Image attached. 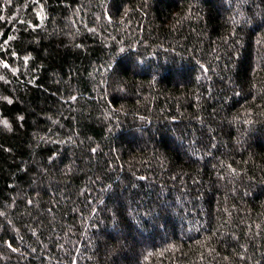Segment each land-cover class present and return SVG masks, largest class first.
I'll return each mask as SVG.
<instances>
[{
	"label": "trees",
	"instance_id": "16d2710c",
	"mask_svg": "<svg viewBox=\"0 0 264 264\" xmlns=\"http://www.w3.org/2000/svg\"><path fill=\"white\" fill-rule=\"evenodd\" d=\"M0 264H264V0H0Z\"/></svg>",
	"mask_w": 264,
	"mask_h": 264
},
{
	"label": "snow or ice",
	"instance_id": "6c2138e0",
	"mask_svg": "<svg viewBox=\"0 0 264 264\" xmlns=\"http://www.w3.org/2000/svg\"><path fill=\"white\" fill-rule=\"evenodd\" d=\"M4 123H6V122H4Z\"/></svg>",
	"mask_w": 264,
	"mask_h": 264
}]
</instances>
